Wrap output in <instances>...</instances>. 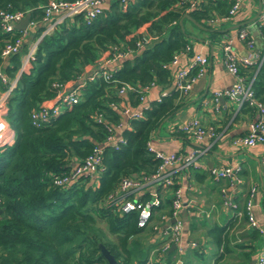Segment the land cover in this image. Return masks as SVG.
Masks as SVG:
<instances>
[{
	"label": "trees",
	"instance_id": "16d2710c",
	"mask_svg": "<svg viewBox=\"0 0 264 264\" xmlns=\"http://www.w3.org/2000/svg\"><path fill=\"white\" fill-rule=\"evenodd\" d=\"M233 1L200 0L194 8H187L182 0H110L94 19L86 21L77 14L45 34L36 44L29 68L17 75L23 54L42 30L39 21L47 0H0V10L28 8L29 19L37 22L20 50L6 59L1 57L2 47L21 32L18 28L11 32L0 28V68L10 79L17 75L16 84L7 95L5 115L14 130V140L0 145V264H109L101 254V245L117 264L149 262L151 255L134 259L129 247L130 237L147 227L138 226V211L123 212L103 200L123 177L148 174L157 168L159 159L148 148V140L159 124L182 105V96L171 89L153 99L141 117L128 118L120 130L123 141L117 147L105 142L108 130L96 115L101 114L113 124L123 121L110 106L122 99L116 88L120 82L138 89L151 81L162 88L170 84L172 74L165 64L190 44L186 30L179 25L183 14L189 13L200 24L212 28L215 24L211 20L226 15ZM261 7L264 12V0ZM257 25L263 43L258 53L263 61L257 71L256 63L239 64L238 68L246 79L256 71L252 87L255 97L262 101L264 22L258 20ZM210 36L217 38L219 32L212 30ZM147 37L152 38L151 42L138 48L136 41H146ZM114 44L132 51L113 72L115 82L102 76L86 79L76 103L43 125L31 123V111L58 92L54 83L73 84L101 57L110 56ZM7 85L0 79V90ZM126 97L130 105L139 103L137 90L129 91ZM243 105L252 107L257 114L255 106ZM99 144L101 167L93 180L81 175L67 186L54 183L55 175L68 172L74 162ZM169 206L170 196L166 194L162 204L152 208L151 219L159 210L170 212ZM230 223L213 224L206 230L217 246L223 244V251L228 249ZM250 236L256 239L260 233L253 229ZM161 249L153 250L159 262ZM195 253L200 254L197 249ZM222 256L223 252L216 261ZM245 257L249 258V252H245ZM156 260H152L153 264Z\"/></svg>",
	"mask_w": 264,
	"mask_h": 264
},
{
	"label": "built area",
	"instance_id": "2783aa9c",
	"mask_svg": "<svg viewBox=\"0 0 264 264\" xmlns=\"http://www.w3.org/2000/svg\"><path fill=\"white\" fill-rule=\"evenodd\" d=\"M110 0H47L43 5V14L40 19L42 30L38 37L30 43L28 50L22 56V62L18 69L17 75L22 71H26L30 66V60L33 58L37 42L45 35L52 32L56 26L62 23L67 18H72L77 14H81L86 21L94 19L102 12L103 7ZM242 0H234L228 13L224 16L213 18V24H220L229 20L240 7ZM200 0H182L187 8H194L199 4ZM26 15H29V9L0 10V28L3 31L11 32L16 26L15 24ZM260 22H264V12L262 11L259 17ZM37 22L30 20L26 28L19 29L20 34L13 41H8L4 44L1 50V57L6 59L11 54L20 50L22 44L28 37L30 30ZM235 36L245 42L248 48V53L245 56H239L233 46V36L225 35L222 42L223 63L229 74L234 77L233 84L227 90L215 91L213 99L217 103L218 99L226 96L235 100L239 106L242 104L253 105L257 109V114L248 124L247 132L233 139L234 145L253 146L257 143L264 144V100H259L255 97L252 87L255 72L261 65L263 57H259V53L255 51V43L253 38L245 29H240L235 32ZM152 38L147 37L146 41L137 40L136 46L143 47L145 43L151 42ZM112 54L100 58L97 65L90 70L82 72L75 82L69 86L61 83H54L58 89L56 95L45 99L37 108L30 113L31 123L35 126L45 124L49 118L62 111L61 107H68L76 103L83 92V87L86 84V79L92 80L96 76H102L104 80L115 82L112 77L113 72L117 69L120 61L132 55L129 48L121 47V44H114L111 48ZM189 54V62L185 66H178V60L181 55ZM209 57L206 53L193 51L191 44H188L185 50L175 53L173 58L165 64V67L170 69L172 74L171 89L177 90L180 95H185L191 88L193 83L202 75H204ZM256 63V71L246 79L239 72V64L250 65ZM17 75L14 78H9L0 68V79L2 82H8L7 87L1 90L0 94V145L11 144L14 140V130L8 123L5 115L7 112L6 99L10 90L15 86ZM157 84L151 81L145 86L135 88L132 84L120 82L117 85V94L122 99L118 102H111L110 106L117 110L123 117V121L118 124H113L106 121L101 114L96 115L98 121H103L106 124L108 133L105 137V142L114 147H117L123 141L120 130L126 126L128 118H139L143 115V109L149 107L153 99H158L160 95L169 90L159 92L156 97L151 96V91ZM137 90L139 93V103L135 106L130 105L126 96L129 91ZM177 129L187 135L193 136L196 139L210 138L212 142L206 146L191 148L187 151L183 150H162L154 148L148 140V148L152 150L155 156L159 159L157 168L148 174L132 175L123 177L118 187L107 194L103 200L104 204L115 205L117 210L128 212L131 210L138 211L137 224L138 226H147L152 217V208L162 204L166 194L170 196V212H162L159 215L160 221L152 225L153 230L162 229L166 236L163 250L175 243L180 252H183L181 245L182 223L178 216L183 208L186 207V202L182 198L181 186L177 181L181 172L193 166L197 159L204 155L212 145L218 132L212 126L204 125L198 117L179 122ZM101 147L99 144L95 146L93 151L83 159L74 162L70 170L64 174L55 175L53 181L58 186H67L75 182L79 176L86 175L93 180L99 173L101 167ZM241 166L236 164H216L209 167L208 171L214 179L229 178L234 183H240L241 178L239 171ZM143 197V198H141ZM228 205L232 203L226 202ZM251 194L245 203V214L248 225L252 229H257L263 236V242L256 252V257L253 264H264V225L257 222L252 210ZM147 264H153L150 258ZM155 264H164L162 261H157Z\"/></svg>",
	"mask_w": 264,
	"mask_h": 264
},
{
	"label": "crops",
	"instance_id": "0c3cea01",
	"mask_svg": "<svg viewBox=\"0 0 264 264\" xmlns=\"http://www.w3.org/2000/svg\"><path fill=\"white\" fill-rule=\"evenodd\" d=\"M258 10L259 0H242L240 7L229 20L212 28L202 24L198 26L188 18L183 19L184 30L187 36L193 39L189 41L192 50L206 53L209 63L204 75L193 83L185 95H182V105L159 124L151 135L150 142L154 148L170 151H187L210 144L212 142L210 138L196 139L177 129L179 122L191 117H198L204 125L214 127L218 136L210 149L199 157L193 166L181 172L178 178L182 198L186 202V207L178 216L182 223L183 252L178 250L176 244L171 249V245L164 250L161 249L166 236L161 227L157 230L152 229L153 224L159 223V215L164 212L159 210L143 230L146 236L150 234L146 242L151 248L149 255L153 257L152 260H156L153 250L160 248L162 263L251 264L263 242L261 234L256 239L250 236L253 229L248 225L244 211L246 200L251 194L254 216L257 222L264 225V144L257 143L253 146L233 144L235 137L247 132L248 124L256 117V112L252 107L239 106L235 100L226 96H222L223 100L220 97L217 103L213 99L215 91L229 89L234 81V77L227 72L223 63L224 36H233L232 46L235 52L239 56H245L249 50L245 42L235 36L236 31L245 29L254 40L255 51H260L263 43L257 25L261 13L255 17ZM193 27H197V30ZM212 30H217L219 37L212 38L210 36ZM188 62L189 54H183L178 60V66H185ZM170 85L171 83L164 88L157 85L151 91V96L156 97L160 91L169 90ZM224 163H237L241 166L240 183H234L226 177L220 179L211 177L209 167ZM229 221L231 223L226 245L228 249L223 251V244L217 246L207 236L206 230L213 224L223 225ZM195 249L200 254H196ZM169 251L172 253L167 254ZM222 252L223 256L217 262L216 257ZM245 252H249L248 259Z\"/></svg>",
	"mask_w": 264,
	"mask_h": 264
},
{
	"label": "rangeland",
	"instance_id": "374dc122",
	"mask_svg": "<svg viewBox=\"0 0 264 264\" xmlns=\"http://www.w3.org/2000/svg\"><path fill=\"white\" fill-rule=\"evenodd\" d=\"M195 30H197V27H193ZM189 41L193 40L192 38H189ZM65 106H62L61 109L63 110ZM153 224V223H152ZM104 228L105 225L102 224ZM145 231H140L130 237L129 240V247L132 252V257L134 259H143L144 257L148 256L150 253V249L148 246V243L146 242L147 236L150 237V234L148 233L147 236L145 234ZM114 238V235H111ZM110 236V237H111Z\"/></svg>",
	"mask_w": 264,
	"mask_h": 264
},
{
	"label": "water",
	"instance_id": "95a60500",
	"mask_svg": "<svg viewBox=\"0 0 264 264\" xmlns=\"http://www.w3.org/2000/svg\"><path fill=\"white\" fill-rule=\"evenodd\" d=\"M261 10H262L261 0H259V10H258L257 15L255 17H257L261 13ZM184 18L191 19L196 25L202 26L199 22L194 20L189 13H184L183 16L181 17V19L179 20V25H180L182 30H184V24H183V19ZM28 23H29V15H26L21 20H19L15 24V26L18 29H24V28L27 27ZM221 99L223 100L224 98L222 97ZM183 212H186V210H183ZM174 246H175V243H172L171 246H170V249L173 248ZM100 249H101V254L108 260L109 264H117V261L115 260L113 255L110 253V251L104 245H101ZM253 263H254V260H252L251 264H253Z\"/></svg>",
	"mask_w": 264,
	"mask_h": 264
}]
</instances>
